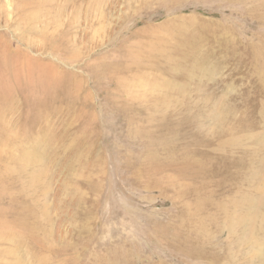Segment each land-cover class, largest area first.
Segmentation results:
<instances>
[{
    "label": "rangeland",
    "instance_id": "rangeland-1",
    "mask_svg": "<svg viewBox=\"0 0 264 264\" xmlns=\"http://www.w3.org/2000/svg\"><path fill=\"white\" fill-rule=\"evenodd\" d=\"M0 264H264V0H0Z\"/></svg>",
    "mask_w": 264,
    "mask_h": 264
},
{
    "label": "bare ground",
    "instance_id": "bare-ground-1",
    "mask_svg": "<svg viewBox=\"0 0 264 264\" xmlns=\"http://www.w3.org/2000/svg\"><path fill=\"white\" fill-rule=\"evenodd\" d=\"M253 210H254V208H253ZM251 213L253 212V211H250ZM255 214V212L253 213V215ZM249 216H252V215H249Z\"/></svg>",
    "mask_w": 264,
    "mask_h": 264
}]
</instances>
